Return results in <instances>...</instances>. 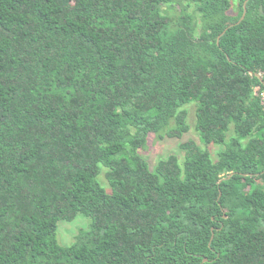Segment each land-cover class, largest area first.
Instances as JSON below:
<instances>
[{"label": "trees", "instance_id": "16d2710c", "mask_svg": "<svg viewBox=\"0 0 264 264\" xmlns=\"http://www.w3.org/2000/svg\"><path fill=\"white\" fill-rule=\"evenodd\" d=\"M232 9L0 0V264H264V0ZM191 104L206 148L153 170L140 150L184 140Z\"/></svg>", "mask_w": 264, "mask_h": 264}, {"label": "rangeland", "instance_id": "374dc122", "mask_svg": "<svg viewBox=\"0 0 264 264\" xmlns=\"http://www.w3.org/2000/svg\"><path fill=\"white\" fill-rule=\"evenodd\" d=\"M231 1L233 3L232 14L236 15L238 12V6L240 0H231ZM174 10H176L175 14L178 15V12L180 11L179 6L176 5ZM189 12L191 14H194L195 8L192 7ZM175 16L173 17L176 18ZM196 19H198L197 23H199L202 20L199 15H196ZM257 79L261 82H264L263 75H257ZM254 96L261 97L264 100V91L262 90L261 86L255 88ZM187 110L189 111L188 124L191 127V131L189 134L185 135V137L183 138L184 140L169 139V138H167L166 140H160L156 136H152L150 137L151 140L149 141L147 147L143 150H140V154L149 162L153 170H155L156 166L159 164L161 160H166L170 156H177L179 157L181 162H183L185 159V151L181 147L183 143H187L192 140L198 143L199 145H201L203 148H206L204 145L201 144L200 135L196 128L198 105L191 104L187 106ZM233 135H235L234 128H232V131L228 134V138L230 139ZM224 149L225 147L218 146L216 144H212L210 147H208V150L210 151L214 161H218L219 154ZM107 171L108 170L102 166V175L99 177V181L105 188H107L111 192V189L106 179ZM90 224L91 221L84 217H79L78 220L72 223L69 222L60 223V228H59L60 243L63 245L71 246L76 242V239L80 231L82 229H89Z\"/></svg>", "mask_w": 264, "mask_h": 264}, {"label": "water", "instance_id": "95a60500", "mask_svg": "<svg viewBox=\"0 0 264 264\" xmlns=\"http://www.w3.org/2000/svg\"><path fill=\"white\" fill-rule=\"evenodd\" d=\"M247 4H248V2H246V5H245V13H244V16L242 18L243 20H245V17H246V14H247V9H246ZM207 261H209V260H206L205 262H207Z\"/></svg>", "mask_w": 264, "mask_h": 264}]
</instances>
